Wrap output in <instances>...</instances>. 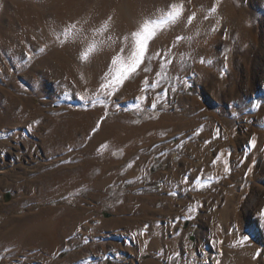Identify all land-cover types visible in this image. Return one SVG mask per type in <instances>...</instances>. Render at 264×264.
Here are the masks:
<instances>
[{
	"label": "rangeland",
	"instance_id": "374dc122",
	"mask_svg": "<svg viewBox=\"0 0 264 264\" xmlns=\"http://www.w3.org/2000/svg\"><path fill=\"white\" fill-rule=\"evenodd\" d=\"M193 1L0 0V264H144L156 254L158 264H200L218 253L224 224L228 251L241 224V251L254 253L264 113L250 104L264 102V87H254L251 63L238 67L230 29L246 20L228 11L220 23L219 8ZM172 4L182 16L149 42L137 72L101 89L113 57L129 55L131 33ZM55 178L76 183L46 195ZM156 232L175 240L165 255L144 241Z\"/></svg>",
	"mask_w": 264,
	"mask_h": 264
},
{
	"label": "bare ground",
	"instance_id": "6f19581e",
	"mask_svg": "<svg viewBox=\"0 0 264 264\" xmlns=\"http://www.w3.org/2000/svg\"><path fill=\"white\" fill-rule=\"evenodd\" d=\"M193 1V0H192ZM216 1V2H215ZM245 1V0H244ZM242 1L241 4H240V7L237 8L236 7V4L234 2V0H209L210 2V7L211 9L212 8H219L221 11V18H220V23H223L225 24V21H224V17L226 15V13L228 11H231L233 13H236L237 15L241 16L242 20H246V23H242L243 26L239 27L237 30H235L234 33H232V29H230L231 31V34L233 36L232 39H235L236 37L239 38L240 42H239V46L237 44V46L239 47V52L238 54L240 55V60H242L243 62V66L241 67V65H238V67H240L241 69H243V71L245 72L246 71V68L248 66V64H252L253 66L249 68H251V70L253 69V76H255V78L257 77V81H255V88L257 86H261V89L264 87V0H250V2L252 3L251 5V9L252 10H248L247 8V4ZM207 2V1H206ZM207 2V3H209ZM179 3V2H178ZM194 3V1H193ZM197 3V1H196ZM197 6V5H196ZM203 6V5H202ZM249 6V5H248ZM116 7V6H115ZM209 8V6H208ZM197 9V8H196ZM218 9V11H219ZM190 11V10H189ZM211 11V10H210ZM217 11V12H218ZM196 12V11H195ZM194 12V13H195ZM210 13V12H209ZM208 13V14H209ZM219 13V12H218ZM212 14V13H211ZM219 14V15H220ZM232 16V15H231ZM230 17V16H228ZM233 18H234V15H233ZM239 18V17H238ZM223 19V20H222ZM232 19V18H231ZM235 19V18H234ZM204 21V20H203ZM240 21V20H239ZM206 22V21H205ZM198 26V25H197ZM221 26V25H220ZM224 26V25H223ZM219 27V26H218ZM220 28V27H219ZM237 28V27H236ZM234 30V29H233ZM213 31V30H212ZM216 32V31H215ZM214 32V33H215ZM225 32V31H224ZM217 35V33H215ZM223 34V33H222ZM229 34V33H228ZM211 35V34H210ZM224 35V34H223ZM226 35V34H225ZM231 36V35H230ZM99 37V36H98ZM213 38V37H211ZM242 38V39H241ZM214 39V38H213ZM212 40V39H211ZM229 41V39H228ZM237 41L238 40H234ZM232 42H230L231 44ZM227 44V43H226ZM228 44V45H230ZM227 46V45H226ZM237 47V48H238ZM229 48V47H227ZM226 49V48H225ZM229 50V49H228ZM227 50V52H228ZM236 50V49H235ZM231 51V50H229ZM236 52V51H234ZM218 53V52H217ZM222 53V56L224 55V51L221 52ZM229 54V53H228ZM236 55V54H234ZM225 56V55H224ZM228 56V55H227ZM234 57V56H233ZM220 58L222 60V57L220 55ZM231 58V57H229ZM229 58H226L229 60ZM233 59V58H231ZM239 60V58L237 59ZM226 62V61H225ZM221 63V62H220ZM237 63V62H236ZM240 64V63H238ZM233 65V64H232ZM235 67V66H234ZM249 70V69H248ZM235 74H238V71L235 72ZM246 76V74H245ZM239 80V83L238 85L240 86L241 84H243L244 80L238 78ZM252 80V79H251ZM226 81V80H225ZM237 81V80H236ZM254 82V81H253ZM97 87V86H96ZM247 90V89H246ZM249 90V89H248ZM245 91V89H244ZM240 93V94H239ZM246 93V92H245ZM244 94V92H238V96H242ZM240 100H243V97L240 98ZM255 100V99H253ZM251 101L253 104H250L251 105V110L253 111V113H257V114H262L264 113V102H263V94L259 96L258 98V101H262L263 104L260 105L259 103V109L256 107L258 105V101L256 102L255 101ZM249 102V103H251ZM248 104V103H247ZM245 105V103H244ZM250 107V106H249ZM254 107V109H253ZM258 109V110H255V109ZM245 109V108H244ZM198 116V115H197ZM198 119V118H197ZM234 121V120H233ZM234 123V122H233ZM248 127V126H247ZM262 128V127H261ZM264 128V127H263ZM264 130V129H263ZM261 130V132L263 131ZM260 132V133H261ZM210 133V132H209ZM259 133V134H260ZM263 133V132H262ZM261 133V135H262ZM115 145V144H114ZM110 147V145L108 146ZM253 149V148H252ZM254 151V150H253ZM207 162V161H206ZM208 164V163H207ZM214 164V163H213ZM211 165V164H210ZM60 178V177H59ZM76 181L73 180V179H66V180H61V179H58V178H55L52 182V184L50 185V187L48 189H46V192L45 194L46 195H49V194H53L55 192H59V190L61 191L62 189H65V188H69V187H72L73 184H75ZM77 187V186H76ZM247 188V187H246ZM262 191L264 190V187L262 186L260 188ZM257 196H255L253 199H251V201L249 202L250 205L248 206L249 210H247V213L249 215H251V213L253 212V209H254V205H255V202H256V198ZM247 207V206H246ZM225 208V207H224ZM225 211V210H224ZM228 211V210H227ZM223 212V211H222ZM222 215V214H221ZM225 216V214H224ZM237 220V219H236ZM222 222V221H221ZM224 222V221H223ZM223 222H222V225H223ZM231 226V225H230ZM217 227V226H216ZM223 227V234H221V232H217L214 236L215 238L217 239V244L219 247H218V253H206L204 256H203V260H201L200 264H229L227 263L230 259V263L232 262L231 259L234 260V263H243V264H264V248H260L259 246H257V243L260 242V244L263 245L264 243V227L262 228L261 225H259L258 221L256 219H254V222L251 223V225L249 226L250 229L252 230V234L254 235V238L255 240L258 242L254 243V240H251L252 244H254L255 246V249L254 250V253L249 255L250 253V250L249 252L246 254L245 250L244 252L241 251L245 245V237H243V235L241 236L240 233L242 234V232L244 230H246V228H243L242 225L240 224V228H237L236 230V234L235 235H238L237 236V240H235L238 244V246L235 247V249L233 250V253H232V250L229 248V252L227 249H226V244H227V240H226V235L230 232H228V225L227 224H224ZM234 227V226H233ZM232 228V227H231ZM219 229V228H218ZM233 229H236V228H233ZM230 230V229H229ZM219 231V230H218ZM235 232V231H234ZM207 235V231H205V235ZM225 235V236H224ZM233 235V234H232ZM245 235V234H244ZM249 235V234H247ZM207 237V236H206ZM229 237V236H228ZM213 238V237H212ZM232 238V237H231ZM235 238V237H234ZM249 239V238H248ZM232 240V239H230ZM234 240V239H233ZM229 243V242H228ZM232 243V241L230 242ZM251 244V243H250ZM264 247V245H263ZM249 249V248H248ZM259 249L263 250V251H259ZM223 250H225V252H223ZM247 251V249H246ZM215 252V251H214ZM217 252V251H216ZM223 253V254H222ZM258 253V254H257ZM236 263V264H237Z\"/></svg>",
	"mask_w": 264,
	"mask_h": 264
},
{
	"label": "snow or ice",
	"instance_id": "6c2138e0",
	"mask_svg": "<svg viewBox=\"0 0 264 264\" xmlns=\"http://www.w3.org/2000/svg\"><path fill=\"white\" fill-rule=\"evenodd\" d=\"M212 11L214 12L215 8H213ZM182 14L183 5L172 4L169 6V10L164 12L160 17L144 20L137 30L131 33L132 48L127 58L122 57L120 54L113 57L110 72L106 74V82L101 84V89H111V91L114 92L125 80L134 75L137 72V69L140 68V65L145 61L149 42L152 41L158 32L162 31L167 25L170 23H176ZM193 18L194 17H189V22H191V19ZM127 39L128 38L125 37V40ZM95 50L96 44L93 42L81 53V59L87 61ZM123 51L124 49H121V52ZM144 71H148V69L145 68ZM154 106L155 105H153V107ZM254 143L255 140L253 139V144ZM227 170L226 165L225 171ZM260 215L261 217H264V210L261 211Z\"/></svg>",
	"mask_w": 264,
	"mask_h": 264
},
{
	"label": "crops",
	"instance_id": "0c3cea01",
	"mask_svg": "<svg viewBox=\"0 0 264 264\" xmlns=\"http://www.w3.org/2000/svg\"><path fill=\"white\" fill-rule=\"evenodd\" d=\"M126 127H129V126L127 125ZM153 134H154V131H152V129L151 130H147V132H145V134L143 133L141 135L144 138L143 141H141V142H143L145 145L150 144L151 138H153ZM142 166L143 165H139L140 169H142L141 168ZM137 173H138V171L136 169L135 170L132 169L130 177H135L137 175ZM164 203L166 204L165 206H167L168 204H171L169 201H165ZM183 206H184V204H183ZM152 209H153V207H152ZM152 209H150V210H152ZM149 235H150L149 239L144 240V241H148L149 240V242L147 244V247L151 248V250L159 248L160 250L162 249L163 251H166V249H167V251H168L169 249H173L175 247V245H176L175 244V240L169 238L167 235L161 236V234L158 235L157 232L155 233V235H151V234H149ZM117 239L122 240V238L120 236ZM150 240H152V244L150 243ZM159 240H160V242H159ZM135 249L136 248H134L133 250H135ZM137 249H138V247H137ZM167 251L166 252H162V253H164V255H165V253H167ZM156 255H158V254H156ZM156 255H153V257L151 259H147L146 260L147 262H145L144 264H158L157 260L156 261L153 260V258L157 257ZM78 258H79L80 261H85V260L90 258V255L86 256L85 254H82Z\"/></svg>",
	"mask_w": 264,
	"mask_h": 264
},
{
	"label": "water",
	"instance_id": "95a60500",
	"mask_svg": "<svg viewBox=\"0 0 264 264\" xmlns=\"http://www.w3.org/2000/svg\"><path fill=\"white\" fill-rule=\"evenodd\" d=\"M5 197H6V199H8L9 198V194L6 193ZM105 215L108 216L109 214L105 213Z\"/></svg>",
	"mask_w": 264,
	"mask_h": 264
},
{
	"label": "trees",
	"instance_id": "16d2710c",
	"mask_svg": "<svg viewBox=\"0 0 264 264\" xmlns=\"http://www.w3.org/2000/svg\"><path fill=\"white\" fill-rule=\"evenodd\" d=\"M163 75H165V73H163Z\"/></svg>",
	"mask_w": 264,
	"mask_h": 264
}]
</instances>
